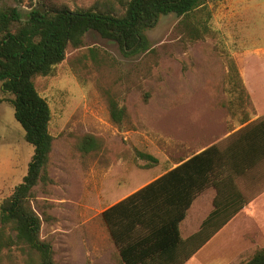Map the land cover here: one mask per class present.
<instances>
[{
    "label": "rangeland",
    "instance_id": "374dc122",
    "mask_svg": "<svg viewBox=\"0 0 264 264\" xmlns=\"http://www.w3.org/2000/svg\"><path fill=\"white\" fill-rule=\"evenodd\" d=\"M53 1L77 9L100 0ZM0 6L23 13L33 7L30 0H0ZM199 18L208 21L204 38L195 34L202 27ZM147 35L151 49L126 57L117 42L89 31L80 47L67 48L54 74L35 79L53 115L48 165L53 182L40 181L30 204L42 221L40 236L51 242L59 264H121L102 210L162 168L239 128L225 83L234 54H246L247 119L264 115L259 95L264 91L259 85L264 78V0H206L188 17L163 15ZM13 97L0 82V205L23 182L35 153L15 118ZM112 100L130 114L126 129L112 121ZM86 135L98 143L90 153L81 150ZM141 152L155 155L161 165L144 168L148 160ZM239 221V231L224 229L187 264H241L252 258L262 248L252 245L255 223ZM25 257L13 247L0 264H26Z\"/></svg>",
    "mask_w": 264,
    "mask_h": 264
},
{
    "label": "trees",
    "instance_id": "16d2710c",
    "mask_svg": "<svg viewBox=\"0 0 264 264\" xmlns=\"http://www.w3.org/2000/svg\"><path fill=\"white\" fill-rule=\"evenodd\" d=\"M30 4L33 7L27 13L0 6V82L14 96L15 118L24 128L27 142L35 146L23 182L0 205V261L5 251L18 247L26 264H59L51 242L40 236L42 221L30 204L33 188L40 181L53 182L48 171L53 115L36 87V77L54 74L67 48L80 47L89 31L117 42L126 57L145 53L152 46L147 32L163 15L188 17L202 10L206 0H100L77 9L53 0H30ZM206 22L198 19L202 26L195 29L198 38L205 37ZM245 56L230 57L225 81L229 109L238 119L239 129L226 140L180 159L177 166L165 168L162 176L102 212L121 264H167L155 262V257L172 251L179 254L174 264H185L251 201L243 181H264V115L247 119L244 111L249 97L243 79ZM110 110L112 121L126 129L130 121L127 108L112 100ZM97 144L95 137L86 135L81 150L90 153ZM140 156L148 160L144 168L161 164L151 153L141 152ZM211 187L217 191L214 209L197 233L183 239L180 223L194 200ZM241 264H264V247Z\"/></svg>",
    "mask_w": 264,
    "mask_h": 264
},
{
    "label": "crops",
    "instance_id": "0c3cea01",
    "mask_svg": "<svg viewBox=\"0 0 264 264\" xmlns=\"http://www.w3.org/2000/svg\"><path fill=\"white\" fill-rule=\"evenodd\" d=\"M261 76V74H260ZM260 88H264V78L263 76L260 78ZM264 92V91H263ZM260 91L259 95L262 94V100H260V102L264 103V93ZM237 129H233V131H229L226 132V136L224 137V139L220 140V141H224L226 140L230 134ZM218 141V142H220ZM216 142V143H218ZM216 143H212L206 147H203L202 149L198 150L196 153H200L201 151L211 147L212 145L216 144ZM194 154H191L190 156L184 158V159H188L191 156H193ZM162 163V162H161ZM179 162H176L174 164V166H177ZM161 164L157 165L160 166ZM155 166V167H157ZM154 168V167H152ZM146 169H151V168H146ZM166 172L165 168H162L161 173L156 176L155 178L151 179L150 181H148L146 184H144L143 186H141L140 188H138L137 190H135L134 192L127 194L124 193L122 194V196L120 198H118L116 201L112 202L111 204H109L107 207H111L113 205L118 204L119 202H121L122 200L126 199L127 197H129L130 195H132L133 193H135L136 191L146 187L147 185H149L151 182H153L154 180H156L157 178H159L160 176H162L164 173ZM249 184V185H248ZM243 185H247L245 188H248L247 190H249L248 192V196L251 197V201L249 203H247L244 207V209L237 215L235 216L224 228H222L212 239H214L216 236H218L224 229L226 228H231V231H239V224L240 221L237 222V220H240V218L242 219H252L253 223H255V227L256 229L253 231V243L252 245H255L256 247H264V181H254L252 179L248 180V181H243ZM217 191L214 187L208 188L206 189L204 192H202L193 202L192 206L189 208L186 217L184 218V220L180 223V234L181 237L183 239H187L190 236L194 235L195 233H197L200 229L201 226L203 224V222L205 221V219L209 216V214L212 212V210L214 209V199L216 197ZM117 198V197H115ZM106 207V208H107ZM104 208L102 210V212L106 209ZM102 212H101V216H102ZM108 230V229H107ZM109 233V231H108ZM109 236L111 238V235L109 233ZM212 239L205 245L207 246ZM112 240V238H111ZM113 241V240H112ZM114 245L116 246L115 242L113 241ZM204 246V247H205ZM204 247H202L198 252H196L193 257L188 260L185 264H187L188 262H190ZM117 248V246H116ZM118 251V248H117ZM119 253V251H118ZM155 258H158L155 260V262H162V263H172L174 264L175 262H177L179 260V254L175 253L174 251H172L171 253L168 252H162L160 254H158ZM152 262V261H150Z\"/></svg>",
    "mask_w": 264,
    "mask_h": 264
}]
</instances>
